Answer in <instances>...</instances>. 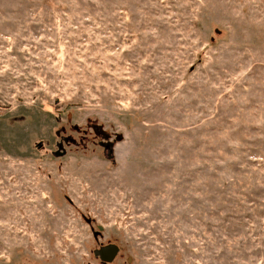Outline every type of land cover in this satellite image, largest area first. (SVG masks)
<instances>
[{
  "label": "rangeland",
  "instance_id": "rangeland-1",
  "mask_svg": "<svg viewBox=\"0 0 264 264\" xmlns=\"http://www.w3.org/2000/svg\"><path fill=\"white\" fill-rule=\"evenodd\" d=\"M0 264H264V0H0Z\"/></svg>",
  "mask_w": 264,
  "mask_h": 264
},
{
  "label": "water",
  "instance_id": "water-1",
  "mask_svg": "<svg viewBox=\"0 0 264 264\" xmlns=\"http://www.w3.org/2000/svg\"><path fill=\"white\" fill-rule=\"evenodd\" d=\"M115 252V246H104L99 249L97 252L98 254H101V256H106L107 260H109L112 256L113 253Z\"/></svg>",
  "mask_w": 264,
  "mask_h": 264
},
{
  "label": "trees",
  "instance_id": "trees-1",
  "mask_svg": "<svg viewBox=\"0 0 264 264\" xmlns=\"http://www.w3.org/2000/svg\"><path fill=\"white\" fill-rule=\"evenodd\" d=\"M58 147L60 148V146H58ZM104 156H106V158L109 160L112 159V154H111V151H109V147H107V153Z\"/></svg>",
  "mask_w": 264,
  "mask_h": 264
}]
</instances>
